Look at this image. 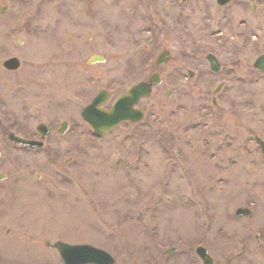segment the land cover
<instances>
[{
  "label": "rangeland",
  "instance_id": "374dc122",
  "mask_svg": "<svg viewBox=\"0 0 264 264\" xmlns=\"http://www.w3.org/2000/svg\"><path fill=\"white\" fill-rule=\"evenodd\" d=\"M28 3L17 7L20 33L10 40L14 48H7L20 49L23 57L20 105L15 108L26 122L20 128L21 137L34 136L41 121L49 123L53 119L55 127L67 117L73 122L81 121L79 105H86L103 86L114 90L122 83L127 87L148 73H154L151 77L159 74L164 79L165 75L174 78L157 86L149 99L160 115L159 128L154 124L122 125L96 139L89 126H73L64 138L54 135L50 142L51 158L44 152H20L18 167H3L7 174L17 176L20 172V209L14 208L7 215L8 221L20 222V237H0V264H64L59 251L46 244L58 240L103 247L115 255L117 264H148L151 258L157 259L158 264H198L192 251L175 258L166 259L163 255L168 246L185 247L177 239L180 235L209 238L213 242L211 252L220 264L224 260L222 252L228 250L229 244L264 229V157L254 141L255 136L264 140V71L253 67L256 58L264 53V40L255 43L251 39L246 48H241L238 40L229 39L224 47L227 55L220 51L221 46H213L224 54L226 61H235L237 67L232 74V94L223 97L221 109H215L213 116L202 107L212 105L218 81L207 80L205 89L209 94H199V88L193 87L187 76V70L197 66L194 60H183L184 95L176 92L171 96L167 92L178 83L180 77L176 73H165L155 64L149 72L144 67L147 58L151 54L156 56L163 47L176 56L180 52L188 55L195 50H210L213 40L205 31H194V18L189 15L198 3L186 5L182 18L185 23L175 26L173 31V27L170 31L161 30L163 34L157 36L154 46L143 57L138 56L136 47H143L150 35L144 29L149 17L148 2L134 1L133 5L138 7L131 13V0L99 1L94 18L86 17L84 8L75 6L81 5L79 2H60L58 6L45 1L39 6L41 17L35 16L37 3L31 8L26 7ZM151 12L155 18L153 7ZM169 21L176 23L172 18ZM70 36L88 48V55L99 52L106 60L89 71L72 68L65 72L63 65L51 71L53 66L48 64L53 47L61 51L62 63L73 47L66 45ZM22 41L27 43L23 47L19 43ZM39 61L45 67L39 68ZM95 71L103 76L98 87L90 81L83 98H67L63 87L66 73L69 79L76 80ZM240 74L247 76L246 82L236 80ZM224 133L232 146L224 148L222 160L201 154V138L220 139ZM178 148H183L185 161L177 159ZM69 157L73 159L66 164ZM130 161L139 163L138 168L137 164L129 166ZM184 164L191 167L192 176L183 177L179 170ZM216 176L224 177V181L216 182ZM257 186L262 190L258 191ZM193 187L200 192L195 197L191 193ZM251 198L255 200V213L247 218L236 217V208L248 204ZM249 244L250 252L244 259L250 264H264L260 248ZM229 261L247 264L243 259Z\"/></svg>",
  "mask_w": 264,
  "mask_h": 264
},
{
  "label": "flooded vegetation",
  "instance_id": "af4514ba",
  "mask_svg": "<svg viewBox=\"0 0 264 264\" xmlns=\"http://www.w3.org/2000/svg\"><path fill=\"white\" fill-rule=\"evenodd\" d=\"M28 1L29 0H0V168L9 165L12 166L15 165L16 167H18L20 161V157H19L20 152L22 153L32 152V151L36 153L44 152V154L47 157L51 158L53 156V151L50 142L53 139L54 135L57 134L58 138L61 139L64 138L66 135L70 134L71 130L73 129V126H78V128L80 129L89 126V124L83 120L81 115L82 109L83 107H85V105L80 104L79 107L81 106L80 108L82 109L81 111L79 109L78 118H80L81 121L77 119V121L73 122L70 120V118L67 117V120L61 121L59 123L60 124L59 127H55L56 123H54L55 120L53 119H52L53 122H49V123L41 121L38 123L36 127L37 133L34 136L24 137L31 140H41L42 136L39 132V128L45 125L46 128L48 129V131L45 132L48 134V136L44 139V143L46 144V147L45 145L37 146V147L30 145H20V143L18 142L20 139V128L26 125L24 117H22L21 120L20 114H17L15 112V108L19 107L20 105V97L18 96L20 95V89H22V82H23L20 81V71L23 69V57L22 55H20V49L17 50L15 48L16 50L10 51L7 50V48L8 47L14 48L11 46L12 44L10 40L16 34L20 33V10H18L17 7H20V3L27 4ZM45 1L51 2L55 5L58 4V6L60 5V2H62V5L65 2H67V4H73V5L79 2L81 3V5H75V6L84 8L83 11H85L86 17L94 18L97 17L98 14V9L95 8V5L99 4V1H105V0H30L28 5H26V7L31 8L33 3H37V8H39V6ZM134 1L136 2L144 1L146 3L148 2V13H149L147 14L149 17L147 16L148 20H146L145 22L144 29H146V32L150 33V35L146 37L147 43L144 44L143 47L141 48L139 46L136 47L139 57H143L144 54L146 53L148 54L152 46H154L153 43L156 42L155 39L157 38V36L163 34L162 32H160L161 30L165 31L169 29L168 31H170L171 28L173 27L172 29L173 31L176 28L175 26H179V24L181 25L184 24L185 21L182 22L183 21L182 18L185 15V9L192 2L196 4L198 3L197 5H194L189 15L192 16V19L194 18L193 21L195 23L194 31L196 32L205 31L206 36L209 39L213 40V45L210 47V50L207 51L206 53L195 50L193 51V53L188 55L185 52H180V54H178L179 56H176L170 51V49L163 47V49L159 53H157L156 56L151 54L147 58V61L144 63L145 65L144 67H145V72H149L151 71V68L155 64L157 65V67L161 66L164 69L165 73H170V72L171 74L176 73L177 77H180L177 79L178 83L175 84L170 89V91L167 92L170 93L171 96L174 95V93L176 92H178V94L180 93L181 95H184L183 92L185 91L186 85L184 83L185 76L183 75L184 72L182 70L183 62H184L183 60H186V58L194 60L195 64L197 63V66H195L194 69L189 68L187 70V76L188 79L190 80L189 82L191 83V85L195 88L197 87L199 88L198 89L199 94L201 95L209 94L208 90L205 89L207 80L214 79L215 81H218L213 90L214 94L212 97L213 98L212 105L209 107L208 106L202 107V109L204 111H207L208 114L213 113L212 115L215 116L216 112L214 111L215 109H221L220 101H222L223 97H229L232 94L231 91L232 74L237 69L235 61H231V62L226 61V57L221 52L224 51L223 53H226L227 55L228 50L225 49L224 47L226 45L225 43L229 39L238 40L241 48H246L247 45L251 42V39L253 40V42L254 40H256L255 43L264 40V0H131L132 8L129 10L131 13H134L138 7L137 4L133 5ZM149 4L152 6L149 7ZM152 7L154 8L155 11V15H156L155 18L153 17V14L151 12ZM35 11L37 12L35 13V16L41 17L43 15L42 13L38 12L39 11L38 9ZM25 12L26 11L23 10V13ZM171 18L174 19L176 23L170 22L169 19ZM89 36L88 39H92V37ZM68 40L70 41L69 43H66V45L68 44L73 47L68 49V52L66 53V60H63L62 63H60L59 60V57L62 56L61 51L56 50V46L53 47L52 57L50 58L48 64L50 66H53L51 71H53L57 65H61V66L63 65L64 69L66 67L65 72H67V70H71L72 68L79 69L81 72H84L85 70L86 71H89V69L92 70L94 65L106 60V57L100 54L99 52H94L88 55L87 54L88 48H86L82 43L75 42L71 36L68 37ZM19 43L21 47L27 44L24 43V41ZM59 45L62 44H57V47ZM214 45L221 46L220 49L221 52L213 48ZM9 53H13V54L9 55ZM262 55H264V53L260 54L259 57H261ZM259 57L256 58V61L258 60ZM12 58H16L19 65L18 67L14 68L6 65V62ZM174 62H176L177 64L175 66H172L170 70L168 67H166L165 69V66H169ZM36 64L37 66H39V68L45 67V64L40 63V61L37 62ZM254 68L256 70H259L256 67ZM92 73L93 74L85 75L81 78H78L79 77L78 76L76 80L69 79L70 76H67L66 73V76H64L66 79L64 80L65 83L63 87L66 88L65 91L68 92V94L66 95L67 98L69 97V95L70 96L76 95V97L78 96L80 98H83L82 97L83 93L87 92L90 81L94 86L98 87L99 86L98 82L102 80L103 76H101L99 71H95ZM149 74L150 73H148L144 78L139 79L135 83L141 81L148 82L150 80V77L154 73L150 75ZM12 76H14V78ZM158 76H160L158 77L160 83L158 85L152 86L151 95L149 97H141L137 105L135 106V108L138 109V111L143 114L144 119L140 122L123 121L119 126L129 125L135 127L136 126L150 127L152 126V124H154L156 125V127L159 128L157 122L160 119V115L155 111L154 108L155 103L154 102L150 103L149 99L154 94L156 90L155 88L157 86L167 83L168 79L174 78V76L165 75L166 77L165 79L162 77V75L158 74ZM9 77L12 78L11 81L9 80ZM246 77H247L246 75L240 74L237 75L236 80L240 82H246L247 81ZM135 83L128 85L127 87L124 84L119 83L117 85V88H115L114 90L109 89V87L107 86H103L102 88H99L97 93H95L91 97V99L89 100V102L86 103V105L90 103L101 90H107L109 101L112 100V102L109 104L108 101L105 107L110 108L112 104H114L122 95L127 93L130 87ZM73 89H75L74 93H73ZM178 108L182 109V107H178ZM170 113L174 114L173 112ZM70 117L72 118L73 114ZM84 124L87 126L85 127ZM254 141L256 142V138H254ZM200 144L201 146L199 149L201 154L206 155L211 159L219 158V160H222L224 157L223 154L224 148L230 149L232 146V142L228 139L227 133H224V136L221 137L220 139H213V138L210 139L205 137L201 138ZM178 149L179 152L177 153V159L179 161L181 160L185 161V153L183 151V148H178ZM258 150L261 151L259 144H258ZM260 156L264 157V154L260 153ZM71 160L72 157H69L68 159H66L65 163L70 162ZM0 170H1L0 182L4 183L2 184L3 186L0 185V237H7L12 239L19 238L20 222L8 221L7 215L14 208L20 209V207L18 206L19 205L18 202L20 201V191H19L20 172L17 176H15V174H11V173L7 174L8 173L7 168L6 171L4 170V168ZM179 171L182 173L183 177L185 178L189 177V175L192 176L191 174H193L191 167L187 164H184L182 170ZM171 173L174 174L175 170L172 169ZM216 178L219 179L218 183L224 181L223 179L224 177L216 176L214 179ZM223 189H225V187L221 188L222 191ZM256 189L258 191H261L262 187L257 186ZM191 193L194 195L193 197L197 196V194L200 193L199 188L196 189L195 187H193ZM254 201L255 200L251 198L248 204L243 206H238L242 208L248 207L250 209V211L247 212L245 216H241L239 218L251 217L255 213L256 209L255 207L252 206L254 205L253 204ZM7 222H15V224L13 223L8 224ZM116 236L118 237V235ZM197 237L198 236H194L191 238L184 235L177 236L179 243H181L185 247L182 248L178 244L168 246L164 249L163 255L165 256L166 259L169 257L175 258V257H181L187 255L192 251L195 253V256L198 260V264H205V260L202 258L198 250L199 248L203 247L207 251H202L200 249L201 252L208 254L211 257L212 264H218L215 256L211 252L213 247V242L207 237L203 239H200L202 237L200 238ZM196 238L198 240L194 242ZM250 242H252V246H254L253 243H255L257 247L260 248L259 253L264 255V229L263 230L258 229L253 233H250L244 237L236 239L233 244H229L228 250L222 252L224 260L222 259V262L220 264H232V261H229L230 259L231 260L243 259L245 262H247V264H250L249 263L250 261L244 259L245 257L248 256L250 252V247H249ZM48 243H51L50 241H47L46 244L49 247L58 250V248ZM92 245L102 248L107 252H109L115 259L114 264H117L116 263L117 259L112 252L98 245L95 244ZM104 261L105 262H93L88 264H105L107 260ZM154 263L158 264L157 259L151 258V260L148 261V264H154Z\"/></svg>",
  "mask_w": 264,
  "mask_h": 264
},
{
  "label": "water",
  "instance_id": "95a60500",
  "mask_svg": "<svg viewBox=\"0 0 264 264\" xmlns=\"http://www.w3.org/2000/svg\"><path fill=\"white\" fill-rule=\"evenodd\" d=\"M262 61H264V58L260 60L258 59L256 66H261V67L264 66L259 64ZM157 83L158 81L154 77H152L150 84L140 83L132 87L128 92V94L122 98V101L119 104L115 105L110 111H105L103 109L101 110L98 108L97 105L98 103H103L105 102V100H107L106 98L102 97V95H100L99 98L86 109L84 114H86L85 116L94 124L96 132L101 134H106L110 132L115 126H117L123 119L130 118L131 117L130 107L133 106V104L138 100L140 96L149 95L150 86H152V84H157ZM144 88H146L145 91ZM125 101L129 102L128 109H126V107L124 109L121 106V104ZM257 140L259 141V143L261 144L264 150V142L259 138ZM20 141L22 140L20 139ZM56 246L59 247V249L62 251V254L65 255L64 258H66V260L68 261L72 260V262L74 263L76 262L75 264L84 263L85 260L86 261L96 260L94 255L93 257L90 256L88 259L84 258L85 255L83 252L81 253V250L83 248L81 246H67L61 242L57 243ZM68 250L74 251L77 254L73 256H69L68 254H66ZM82 258H84L85 260H82ZM97 258L100 259V257Z\"/></svg>",
  "mask_w": 264,
  "mask_h": 264
}]
</instances>
